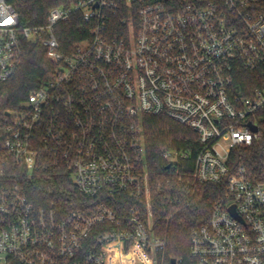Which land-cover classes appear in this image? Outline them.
Returning a JSON list of instances; mask_svg holds the SVG:
<instances>
[{
  "label": "built area",
  "instance_id": "built-area-1",
  "mask_svg": "<svg viewBox=\"0 0 264 264\" xmlns=\"http://www.w3.org/2000/svg\"><path fill=\"white\" fill-rule=\"evenodd\" d=\"M121 1L78 0L23 27L0 0V82L18 71L24 40L55 66L0 119V264H182L154 231L144 118L155 116L198 134L196 181L226 184L192 232L194 264H264V172L239 163L264 138V0ZM75 15L88 37L64 48L57 29ZM241 70L259 86L243 91ZM7 166L67 170L88 205L39 211L2 177ZM116 196L125 212L109 205Z\"/></svg>",
  "mask_w": 264,
  "mask_h": 264
},
{
  "label": "trees",
  "instance_id": "trees-1",
  "mask_svg": "<svg viewBox=\"0 0 264 264\" xmlns=\"http://www.w3.org/2000/svg\"><path fill=\"white\" fill-rule=\"evenodd\" d=\"M78 0H10L23 27H37L48 22L50 11L55 7L76 3ZM124 3V0L121 1ZM118 26V18H113ZM62 47L74 45L88 37V28L80 16L75 15L68 25L57 29ZM22 61L16 74L7 82H0V119L7 111H16L30 94L47 84L55 66L48 60L41 43L24 40ZM239 84L259 86L256 73L241 70ZM146 162L149 171L150 199L153 210L154 231L167 242V258L182 259V264H194L190 256L191 235L194 229L208 224L214 205L226 194V184L201 183L194 179L195 159L199 147L198 134L167 117L144 118ZM184 152L188 159L171 163L164 157L169 152ZM240 164L250 171L264 172V138L252 147L241 150ZM2 177L9 184L18 183L24 195L37 210L52 206L69 213L84 210L88 202L75 186L72 175L64 169L28 174L13 166L2 168ZM116 196L109 205L118 212L126 206ZM130 202L127 207L132 205ZM65 216V215H60ZM12 264H20L13 262Z\"/></svg>",
  "mask_w": 264,
  "mask_h": 264
},
{
  "label": "water",
  "instance_id": "water-1",
  "mask_svg": "<svg viewBox=\"0 0 264 264\" xmlns=\"http://www.w3.org/2000/svg\"><path fill=\"white\" fill-rule=\"evenodd\" d=\"M254 131H257V129H256V128H254ZM233 214H234V215H236L234 212H233ZM173 263L175 264V261H173Z\"/></svg>",
  "mask_w": 264,
  "mask_h": 264
},
{
  "label": "snow or ice",
  "instance_id": "snow-or-ice-1",
  "mask_svg": "<svg viewBox=\"0 0 264 264\" xmlns=\"http://www.w3.org/2000/svg\"><path fill=\"white\" fill-rule=\"evenodd\" d=\"M11 21H7V23H10Z\"/></svg>",
  "mask_w": 264,
  "mask_h": 264
}]
</instances>
